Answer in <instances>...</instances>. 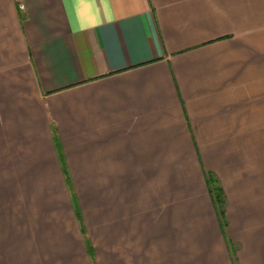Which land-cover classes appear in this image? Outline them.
<instances>
[{
  "label": "crops",
  "instance_id": "0c3cea01",
  "mask_svg": "<svg viewBox=\"0 0 264 264\" xmlns=\"http://www.w3.org/2000/svg\"><path fill=\"white\" fill-rule=\"evenodd\" d=\"M262 0H0V264H264Z\"/></svg>",
  "mask_w": 264,
  "mask_h": 264
},
{
  "label": "rangeland",
  "instance_id": "374dc122",
  "mask_svg": "<svg viewBox=\"0 0 264 264\" xmlns=\"http://www.w3.org/2000/svg\"><path fill=\"white\" fill-rule=\"evenodd\" d=\"M262 6H263V43H264V0H262ZM263 57H264V48H263ZM264 102V97H263ZM264 109V105H263ZM264 111V110H263ZM262 149V162H263V168H264V130H263V145L260 147Z\"/></svg>",
  "mask_w": 264,
  "mask_h": 264
}]
</instances>
